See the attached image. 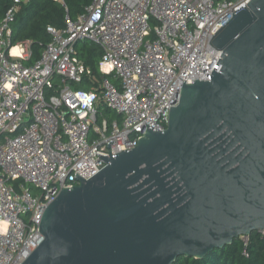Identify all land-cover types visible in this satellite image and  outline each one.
<instances>
[{
	"label": "built area",
	"instance_id": "built-area-1",
	"mask_svg": "<svg viewBox=\"0 0 264 264\" xmlns=\"http://www.w3.org/2000/svg\"><path fill=\"white\" fill-rule=\"evenodd\" d=\"M251 1L94 0L65 28L48 26L27 65L32 42L15 43L12 25L29 0H13L0 18V264H23L42 244L47 206L104 169L98 155L135 149L147 125L168 128L184 81L212 80L223 52L210 42ZM87 41L101 48V81L79 57ZM86 78L90 89L73 88ZM99 108L118 119L99 124Z\"/></svg>",
	"mask_w": 264,
	"mask_h": 264
},
{
	"label": "water",
	"instance_id": "water-1",
	"mask_svg": "<svg viewBox=\"0 0 264 264\" xmlns=\"http://www.w3.org/2000/svg\"><path fill=\"white\" fill-rule=\"evenodd\" d=\"M211 81L185 84L169 125L47 206L23 264H174L264 232V0L213 37ZM115 143L110 141V144Z\"/></svg>",
	"mask_w": 264,
	"mask_h": 264
},
{
	"label": "trees",
	"instance_id": "trees-1",
	"mask_svg": "<svg viewBox=\"0 0 264 264\" xmlns=\"http://www.w3.org/2000/svg\"><path fill=\"white\" fill-rule=\"evenodd\" d=\"M93 1L29 0L28 3L22 4L12 28L15 43L27 40L32 42V56L26 64L32 65L37 62L43 49L51 41V36L47 33L48 26L65 28L67 15L72 20L76 19ZM12 5L13 0H0V18ZM79 57L91 69L93 76L102 80L98 68L102 57L101 48L96 44L82 48ZM82 86L86 89L92 87L87 78ZM174 264H264V234L255 232L248 237L247 243L243 238H239L230 246L214 250L204 259L180 257Z\"/></svg>",
	"mask_w": 264,
	"mask_h": 264
},
{
	"label": "rangeland",
	"instance_id": "rangeland-1",
	"mask_svg": "<svg viewBox=\"0 0 264 264\" xmlns=\"http://www.w3.org/2000/svg\"><path fill=\"white\" fill-rule=\"evenodd\" d=\"M93 43L87 41V42H80L77 44L76 48L78 50V52H80V50L82 48H85V47H89L91 46ZM110 81L114 84H116L119 88H120V81L117 80V78H114V77H109ZM101 81V80H100ZM73 88L74 89H82L83 86H78V85H73ZM85 90H87L86 88H83ZM48 97H49V94H48ZM98 118H99V124H102V121L104 119H107L110 123L116 119H118L117 115L115 112H112L110 110H106L105 108H99L98 110ZM28 188L32 189V191L34 190V188L32 186H28ZM18 192H21V190H18ZM34 195L38 194L39 192H36V191H33Z\"/></svg>",
	"mask_w": 264,
	"mask_h": 264
}]
</instances>
